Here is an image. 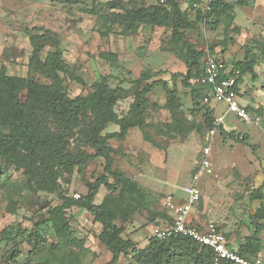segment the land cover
<instances>
[{
    "label": "rangeland",
    "instance_id": "obj_1",
    "mask_svg": "<svg viewBox=\"0 0 264 264\" xmlns=\"http://www.w3.org/2000/svg\"><path fill=\"white\" fill-rule=\"evenodd\" d=\"M108 1L0 0V67L6 63L9 74L27 76L31 53L27 32L41 28L56 34L59 39L63 58L70 68L67 74L62 75L71 97L87 93L95 80L106 76L111 86L120 85L130 91L116 105L118 113L123 115L129 112L133 92L143 84L154 79L168 81L169 88L175 84L176 114L183 122L182 131L165 126L172 118L165 109L166 96L159 85L147 94L145 129L131 128L124 139L109 141L113 148V167L135 180L147 194L151 210L139 211L129 223L130 228L138 231L133 239L143 245L153 236L151 225H145L143 221L148 220L154 227L168 225L169 219L163 216L166 215L167 195L173 194L178 202L186 197V188L191 185L194 171H197L195 167L203 156L208 129L203 112L193 105L190 89L181 84L187 68L178 46L169 43L170 28L143 25L136 34L123 35L119 27H115L114 32L101 35L106 27L95 12L107 11ZM206 1L197 0V6H194L192 1L180 0V6L193 20L196 9H203ZM246 1V5L235 7L233 24L239 26L240 33L234 36V42L226 49L221 42L225 35L221 26L212 28L208 24L197 23L194 28L184 29L186 39L204 52L203 65L208 55L240 58L244 45L252 38H264V0ZM146 3H157V0H146ZM6 49L10 58L5 62L3 52ZM255 71L258 79L254 81L249 74L243 75L238 93L241 103L250 107L252 122H242L232 114L225 116L223 128L225 126L224 129L233 132L234 136L216 132L210 149L214 174L206 178L207 186L200 188L201 198L193 208L191 221L198 226L212 222L235 249L257 230L264 259V66L258 65ZM142 72L149 73L151 78L139 84L137 79ZM176 73L179 77L174 81L172 76ZM38 81L49 82L41 76H38ZM208 103L214 108L215 117L222 113L223 104ZM118 129V125L112 124L105 131ZM236 136L238 139H234ZM241 138L246 139V143L239 141ZM76 149L93 152L83 145L79 135L69 142V150ZM0 166H3L1 159ZM103 166L104 159L95 158L83 172L60 173V184L68 195L75 198L87 191V182L94 179L93 175L104 172ZM25 178L23 172L11 171V181L17 183L23 192L15 196V213L8 212L6 197L10 189L0 187V264H13L11 255L16 251H20L16 263H25L30 247L27 234L20 233L23 229L41 232L47 243L54 238L43 223L48 216L43 203L47 199L30 190ZM257 189L263 198L257 197ZM105 192L101 186L95 201L98 202ZM47 198L51 199L50 205L58 202L54 196L47 195ZM67 214L74 233L84 237L85 244L92 249L83 255L82 264H104L107 259L104 249L107 253L110 250L102 243L103 248H100V225L94 223L92 216L83 209L72 207ZM152 218L154 223L149 222ZM131 256L132 253L123 255L116 264H135Z\"/></svg>",
    "mask_w": 264,
    "mask_h": 264
},
{
    "label": "trees",
    "instance_id": "obj_2",
    "mask_svg": "<svg viewBox=\"0 0 264 264\" xmlns=\"http://www.w3.org/2000/svg\"><path fill=\"white\" fill-rule=\"evenodd\" d=\"M188 1H192V5L197 3V0ZM246 4V0H207L208 8H197L193 20L187 16L186 9L181 8L180 0L150 4L146 0H110L106 3L107 11L95 13L106 27L101 35L114 32L115 27H119L123 35H134L143 25L170 28L169 43L178 46L187 68L181 84L190 89L193 105L203 112L204 124L209 130L215 119L214 108L208 106L209 103H205L203 97L211 90V85L195 81L204 73V52L197 50L186 39L184 29L194 28L197 23L208 24L212 28L221 26L225 33L221 42L223 49H226L234 42V36L240 33L239 26L233 24L235 7ZM27 34L31 46L28 75L9 74L6 63L0 67V159L3 162V166H0V187L10 189L6 197L9 202L8 212L15 213V196L23 192H20L21 187L17 183L11 181V171L23 172L29 189L48 200L43 202L48 215L43 223L54 238L47 243L41 232L23 229L20 233L27 234L30 247L24 264H82V257L89 249L85 246V238L77 236L71 227L67 211L72 207L87 211L92 221L101 226L98 239L112 253L111 259L105 264H116L121 255L129 253H132L131 258L135 264H213L214 253L209 246L200 245L181 234H171L164 239L150 236L143 246L136 245L131 233L123 236L131 219L139 211H150L151 208L147 194L138 183L113 167V148L109 141L124 139L131 128L145 129L147 94L159 85L166 96L165 109L172 118L165 126L182 131L183 122L176 114L175 84L169 88L168 81L161 79L143 84L133 92L129 112L121 115L116 105L130 94L128 89L120 85L111 86L108 78L102 76L90 85L87 93L69 96L62 74H67L70 68L63 58L57 35L41 28H33ZM48 46L54 49L45 50ZM210 52L214 53L213 48ZM7 53L6 49L3 52L5 62L10 58ZM211 56L222 61L231 73L239 72L238 84L246 74L256 81L258 75L255 68L258 65L264 66V38H252L244 45L240 58ZM38 76L49 82L40 83ZM178 77L176 73L172 79L175 81ZM149 78V73L142 72L137 80L140 84ZM236 89L239 93V87ZM245 107L247 111L250 110V107ZM112 124L118 125L119 129L105 131ZM217 133L234 136L233 132L226 131L222 125L217 127ZM75 135H79L83 145L93 152L84 149L70 151L69 142ZM234 139H238V136ZM239 141L246 143L244 138ZM98 157L104 159V172L93 175L94 179L87 182L85 194H80L78 198L68 195L60 184V173L83 172L86 165ZM197 169L198 166L195 167ZM101 186L106 192L96 202ZM256 191L257 197L263 198L260 189ZM47 195L54 196L58 202L50 205L51 199ZM165 214L163 216L169 222L161 228L173 223L172 213L166 206ZM149 222H153V218ZM261 248L255 230L239 244L236 251L252 258L260 253ZM19 252L11 255L13 264H17ZM220 264L235 263L222 260Z\"/></svg>",
    "mask_w": 264,
    "mask_h": 264
},
{
    "label": "built area",
    "instance_id": "obj_3",
    "mask_svg": "<svg viewBox=\"0 0 264 264\" xmlns=\"http://www.w3.org/2000/svg\"><path fill=\"white\" fill-rule=\"evenodd\" d=\"M165 3L167 0H157ZM197 6V3L193 4ZM204 8H208L207 5ZM222 73L224 76L222 77ZM239 72H230L229 67H224L220 60H216L208 55L204 61V73L195 79L198 83L211 85V90L205 93L203 101L208 103L213 101L216 104H224V109L220 115L215 117L213 127L207 131L205 144L202 149V157L198 162V169L192 176V183L186 188V197L178 202L174 200L173 194H168L165 199V206L171 211L173 223L166 228L154 227L153 236L164 239L171 234H181L190 237L200 245L209 246L214 253L213 264H220L222 260L230 261L235 264H264L261 253L252 258L242 256L236 249L229 245L223 232L212 222L198 226L191 221V213L194 206L198 203L201 189L198 180L201 175L211 176L214 174L213 162L210 158L212 140L217 132L219 125H224L223 121L228 114L234 115L242 122H252V116L246 110L245 105L240 102L237 89V77ZM225 128V127H224ZM79 194L75 196L78 198Z\"/></svg>",
    "mask_w": 264,
    "mask_h": 264
},
{
    "label": "crops",
    "instance_id": "obj_4",
    "mask_svg": "<svg viewBox=\"0 0 264 264\" xmlns=\"http://www.w3.org/2000/svg\"><path fill=\"white\" fill-rule=\"evenodd\" d=\"M240 102H241V100H240ZM224 105V104H223ZM246 106V105H245ZM223 109H224V107H223ZM225 127V126H224ZM209 176H207V175H201L200 176V178H199V180H198V185H199V187L201 188V187H205V186H207V179L206 178H208ZM209 186V185H208ZM86 193V192H85ZM84 193V194H85ZM104 195V194H103ZM102 195V196H103ZM101 196V197H102ZM101 197H100V199H101ZM200 198H201V195H200ZM99 199V200H100ZM98 200V201H99ZM200 200V199H199ZM199 202V201H198ZM196 206V205H195ZM195 206H194V208H195ZM192 220V219H191ZM131 221H133V219H131ZM143 223L145 224V225H148V224H150L151 225V230H150V232H152V230H153V227H154V225L153 224H151V223H148V220H144L143 221ZM100 230H101V226H100V229H99V232H100ZM98 232V233H99ZM138 231L136 230V229H133V228H130V226H128L127 227V229L125 230V232L123 233V236L124 235H126V234H128V233H131L130 235H131V238L133 239V235L135 234V233H137ZM148 237H149V234L147 235ZM98 241H99V239H98ZM133 241L136 243V245L137 246H143V245H145L146 244V242L142 245V244H138V243H140L141 241H135L134 239H133ZM147 241V240H146ZM100 242V241H99ZM85 246L87 247V245L85 244ZM100 246H101V242H100ZM88 248V247H87ZM101 249L103 248L102 246L100 247ZM89 250H92V249H90V247L88 248ZM104 255L107 257V259H106V261L104 262V264L106 263V262H108L110 259H111V257H112V253H107L106 252V250L104 249ZM122 256L123 255H121L119 258H122Z\"/></svg>",
    "mask_w": 264,
    "mask_h": 264
}]
</instances>
